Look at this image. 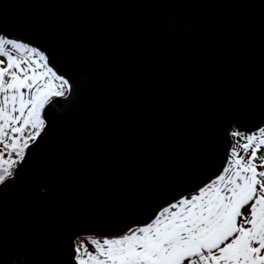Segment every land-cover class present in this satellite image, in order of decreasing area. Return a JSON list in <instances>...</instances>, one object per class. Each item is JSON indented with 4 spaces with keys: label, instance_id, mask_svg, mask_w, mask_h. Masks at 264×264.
Listing matches in <instances>:
<instances>
[{
    "label": "water",
    "instance_id": "1",
    "mask_svg": "<svg viewBox=\"0 0 264 264\" xmlns=\"http://www.w3.org/2000/svg\"><path fill=\"white\" fill-rule=\"evenodd\" d=\"M0 34L87 82L6 179L1 261L75 264L73 237L147 223L264 122V0H0Z\"/></svg>",
    "mask_w": 264,
    "mask_h": 264
},
{
    "label": "snow or ice",
    "instance_id": "2",
    "mask_svg": "<svg viewBox=\"0 0 264 264\" xmlns=\"http://www.w3.org/2000/svg\"><path fill=\"white\" fill-rule=\"evenodd\" d=\"M0 184L44 132L46 109L70 92L35 48L0 37ZM221 174L147 225L81 245L77 264H264V128L232 133ZM245 209L247 211L245 212Z\"/></svg>",
    "mask_w": 264,
    "mask_h": 264
},
{
    "label": "rangeland",
    "instance_id": "3",
    "mask_svg": "<svg viewBox=\"0 0 264 264\" xmlns=\"http://www.w3.org/2000/svg\"><path fill=\"white\" fill-rule=\"evenodd\" d=\"M0 37H4V38H8V37H5V36H3V35H1L0 34ZM9 39V38H8ZM18 43H20V42H18ZM26 46H28V47H32L30 44H25ZM42 54V53H41ZM0 59H2V58H0ZM60 77H62V78H64L63 76H60ZM70 85V84H69ZM70 88H71V90H72V87H71V85H70ZM69 94H70V92H66V94H65V97L64 98H59V99H65V101H68L69 100ZM262 128H264V122H261V123H259L258 124V126L256 127V128H254V129H251L250 131H243L240 127H238L237 125H233L232 123H229V125H228V127H227V134H228V136H229V139H230V146H229V150L232 148V147H234V146H236V147H238V143H243L244 141L243 140H241L239 137H236V136H233L232 135V133H235V132H239V133H241L242 135H244V136H246V135H249V134H255V133H258V131L260 130V129H262ZM230 158V156H229V152H228V155H227V159H226V161L228 160ZM225 166V165H224ZM16 168V165L14 166V168L12 169V175H13V171H15L14 169ZM221 174V173H220ZM219 174V175H220ZM11 175V176H12ZM215 177H217V176H215ZM215 177H213V178H211L210 180H209V182L211 181V180H213ZM10 178V177H9ZM208 182V183H209ZM207 184V183H206ZM205 184V185H206ZM205 185H203L202 187H200L197 191H195V192H193V193H189V194H185V195H183V196H181V197H183V198H188V197H190L192 194H197L198 192H199V190L201 189V188H203ZM179 200L177 199V200H175V201H172V202H170V203H168L167 205H165V206H163V207H161L160 209H159V211H161L163 208H165V207H169L172 203H175V202H178ZM158 211V212H159ZM247 211V209H245V212ZM158 212L155 214V216H153L147 223H145V224H143V225H147L148 223H150L155 217H156V215L158 214ZM143 225H140V226H143ZM137 226H132V227H130V229H132V230H134L135 228H136ZM129 229V230H130ZM129 230H127V231H125V232H123L122 234H120V235H118V236H114V237H112V238H117V237H120V236H122L123 234H125V233H128L129 232ZM104 238H98V237H94V236H86V237H82V238H78V239H76V240H74L73 242H74V262H75V264H77V261H76V259H75V257L77 256V252H76V249L78 248V247H80L81 245H84V246H86L88 249H89V251H94V249H93V246L91 245V243H90V241L91 240H100V241H102ZM109 239H111V238H109Z\"/></svg>",
    "mask_w": 264,
    "mask_h": 264
},
{
    "label": "flooded vegetation",
    "instance_id": "4",
    "mask_svg": "<svg viewBox=\"0 0 264 264\" xmlns=\"http://www.w3.org/2000/svg\"><path fill=\"white\" fill-rule=\"evenodd\" d=\"M84 79H85V77H84ZM72 84L73 85H71V84L70 85L72 87V91H74V90H76L77 85L74 82ZM72 102H73V100H72V97H71L68 101L65 102V107L70 105ZM48 122H49V120H46V124L47 125H48ZM10 180L11 179L6 180L5 183L2 184L1 189H0V194L9 185ZM129 229L130 228H128L127 230H129ZM127 230H125V231H127ZM118 235H120V234H116L114 232H109V233H106V234H104V233L98 234L97 232H93V231L77 234L75 237L72 238V243H73V247L72 248L74 249V242L73 241L78 239V238H82V237H86V236H94V237H98V238H112V237L118 236ZM5 236L6 235H1L0 239H4ZM27 263H28V250L25 247L18 248L16 250V252L13 254L12 258H10L8 261H1L0 260V264H27Z\"/></svg>",
    "mask_w": 264,
    "mask_h": 264
},
{
    "label": "trees",
    "instance_id": "5",
    "mask_svg": "<svg viewBox=\"0 0 264 264\" xmlns=\"http://www.w3.org/2000/svg\"><path fill=\"white\" fill-rule=\"evenodd\" d=\"M84 77H85L84 73H83V72H79L77 78L72 79V81H73L74 83H76V85H77V88H76L77 91H78V89L81 88L82 86H83V87L86 86L87 82L85 81ZM73 103H75V101H74ZM258 124H259V123L254 124V126H253L252 128H253V129L256 128V127L258 126ZM250 130H251V129H249L248 131H250ZM225 163H226V162H225ZM225 163H224V159H223V160H222V163H221V168H220L219 172L216 173L215 176H218V175L220 174V171H221L222 167H224ZM209 180H210L209 177H203V178L197 180L196 183H195L192 187H187V188H185L181 193H177V194H175V197H174V198L176 199V198H178L179 196H182V195H184V194H189V193H191V192H194V191L198 190L200 187H202L203 185H205L206 183H208ZM9 187H10V186L8 185V186H7V187L1 192V194H2L3 192H5ZM45 191H46V190H45ZM1 194H0V195H1ZM0 200H1V197H0ZM137 215H138V214L135 213V214L133 215V219H134ZM133 219H129V220H127L126 223H127V224L131 223V222L133 221ZM66 226H67V224H66ZM91 231H93V232H97V233L99 234V232H98L97 230H95V229H94V230H91ZM5 237H6V236H5ZM5 237H4V239H5Z\"/></svg>",
    "mask_w": 264,
    "mask_h": 264
},
{
    "label": "built area",
    "instance_id": "6",
    "mask_svg": "<svg viewBox=\"0 0 264 264\" xmlns=\"http://www.w3.org/2000/svg\"><path fill=\"white\" fill-rule=\"evenodd\" d=\"M20 163H18L17 165H16V168L18 167V165H19ZM16 168L14 169V170H16ZM15 171H13V173H14Z\"/></svg>",
    "mask_w": 264,
    "mask_h": 264
},
{
    "label": "bare ground",
    "instance_id": "7",
    "mask_svg": "<svg viewBox=\"0 0 264 264\" xmlns=\"http://www.w3.org/2000/svg\"><path fill=\"white\" fill-rule=\"evenodd\" d=\"M3 36H5V35H3ZM6 37V36H5ZM10 39V38H9ZM181 198H183V197H180L178 200H180Z\"/></svg>",
    "mask_w": 264,
    "mask_h": 264
}]
</instances>
